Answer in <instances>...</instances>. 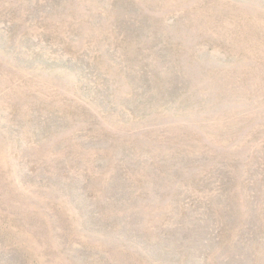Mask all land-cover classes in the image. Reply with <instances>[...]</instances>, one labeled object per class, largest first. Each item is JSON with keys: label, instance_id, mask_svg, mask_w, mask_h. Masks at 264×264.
Returning a JSON list of instances; mask_svg holds the SVG:
<instances>
[{"label": "rangeland", "instance_id": "obj_1", "mask_svg": "<svg viewBox=\"0 0 264 264\" xmlns=\"http://www.w3.org/2000/svg\"><path fill=\"white\" fill-rule=\"evenodd\" d=\"M0 264H264V0H0Z\"/></svg>", "mask_w": 264, "mask_h": 264}]
</instances>
